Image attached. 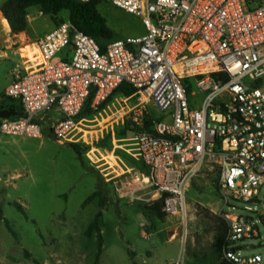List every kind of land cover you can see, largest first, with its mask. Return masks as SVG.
<instances>
[{"label":"built area","instance_id":"2783aa9c","mask_svg":"<svg viewBox=\"0 0 264 264\" xmlns=\"http://www.w3.org/2000/svg\"><path fill=\"white\" fill-rule=\"evenodd\" d=\"M100 1L142 19L146 35L101 46L66 22L31 43L40 62L22 55L4 92L21 102L26 117L1 121L0 135L42 139L49 130L59 143L80 145L87 128L80 116L90 99L96 111L128 84L136 93L122 103H139L116 117L136 125L134 151L143 168L136 180L118 181V191L128 190L121 198L163 199L167 218L186 228V194L196 178L215 170L227 224L224 259L264 264L238 247L248 240L264 246L256 220L264 191V0ZM69 49L68 61H55ZM151 103L166 116L148 132L144 110ZM235 204L254 208L241 214Z\"/></svg>","mask_w":264,"mask_h":264},{"label":"rangeland","instance_id":"374dc122","mask_svg":"<svg viewBox=\"0 0 264 264\" xmlns=\"http://www.w3.org/2000/svg\"><path fill=\"white\" fill-rule=\"evenodd\" d=\"M8 1L0 0V9ZM99 10L114 32L109 42L146 35L142 19L112 3L102 1ZM27 15V32L20 34L23 42L44 38L69 22L66 11L51 17L33 8ZM5 20L0 14V47L15 35ZM20 64L19 57L9 52L7 58L0 57V96ZM122 100L121 95L115 96L104 110L82 118L87 126L85 141L79 145L82 163L68 143L57 142L50 133L42 139L0 135V264H203L204 257L218 264L214 246L218 237L226 236L227 224L219 215L223 202L215 170L191 184L185 197L186 228L175 218L149 221L141 208L149 203L121 198L128 190L118 191V181L128 177L132 182L142 172L134 151L137 127L130 117L124 124L116 117L122 108L132 109L139 102L133 99L125 104ZM194 100L199 102L200 97ZM144 112L154 119L166 116L152 103ZM99 185L104 195L92 198ZM259 200L262 206L256 208V220L264 240V191ZM15 204L25 209L27 217ZM235 206L241 214L251 207ZM100 212L102 246L96 232L87 235ZM259 243H239L241 255L264 259V246ZM251 246L255 249H247Z\"/></svg>","mask_w":264,"mask_h":264},{"label":"trees","instance_id":"16d2710c","mask_svg":"<svg viewBox=\"0 0 264 264\" xmlns=\"http://www.w3.org/2000/svg\"><path fill=\"white\" fill-rule=\"evenodd\" d=\"M101 2L102 1L100 0H94L86 3L80 2L78 0H9L2 7L1 13L3 14L6 21L9 22L13 34L20 35L27 32L28 29L27 13L29 10L33 8H39L43 15L51 16V17H56L62 12L66 11L69 13V22L77 30L85 33L89 37L94 38L101 46H105L114 36V32L109 26V23L105 18V16L99 10V4ZM71 52H72L71 49L63 52L61 55L58 56L59 61L60 60L68 61L71 57ZM135 93H136V89H134L132 86L128 84H123L115 91V93L109 99V101L96 111L90 108V104L93 99L92 97L88 105L84 108L80 116V119L84 118V116H91L94 115L95 113L101 112L115 96L121 95L122 97H130ZM2 99L3 101L8 100V98H6L5 96H3ZM9 100L16 103V108L15 109L13 108L7 112H1V116L3 117V120H18L26 117L25 110L21 102L13 99H9ZM161 120L162 119H154L151 116H147L144 119L143 129L145 131L152 132L154 124L160 122ZM46 133H50L49 130H46ZM69 146L73 149L78 160L82 163L81 147L78 144H69ZM99 187L100 185L98 186L99 190L92 196V198H96L98 196L104 195ZM104 204L105 203L102 201L101 207H104ZM15 207L19 212L23 213L24 216L27 217L25 209L21 205L15 204ZM141 208L143 210L144 215L149 221L156 219L158 221L164 222L167 219V216L163 210L164 209L163 199L153 204H145ZM102 217H103L102 212H100L96 218V221L90 226L87 232L88 236L93 235L95 232L98 234L100 246H102V236H101V228H100ZM7 228L14 236H16L9 223H7ZM224 239L225 236H221L217 238L214 246V256H216L218 260V264H233L225 260L223 257ZM130 256L132 259L134 258L133 253H130ZM203 261H205V263L203 264H213L212 262L208 261L207 257H204Z\"/></svg>","mask_w":264,"mask_h":264},{"label":"crops","instance_id":"0c3cea01","mask_svg":"<svg viewBox=\"0 0 264 264\" xmlns=\"http://www.w3.org/2000/svg\"><path fill=\"white\" fill-rule=\"evenodd\" d=\"M1 9H0V14H2L1 13ZM21 37H22V35H19V36L18 35H13L12 37H9L8 44H5V42H2L1 43V47H0V57H6L7 58L8 57V52H9L14 57H19V59L21 61L20 66L18 65L17 68L14 69L11 72V75L13 77H14V73L17 70H19L20 68H22L23 60H22L21 56L23 55L24 58L26 59L27 56L30 58V55H32L31 52H33L34 49L32 48V46H30V44L31 43H36L37 41L43 39V38H40V37H32V38L28 39L26 42H23ZM30 59H28V60L26 59V60L28 62L34 60L33 58H30ZM13 81L14 80H12L11 83L8 86H10L13 83ZM4 91H3V94L0 96V122L3 120V117L1 116V112H7V111H9V110H11L13 108L14 109L16 108V103H14L13 101L9 100V98H8V100L3 101L2 98H3V96H5L4 95ZM48 116L50 118H52L53 120H58V119L61 118L60 115L57 112H51V113H49Z\"/></svg>","mask_w":264,"mask_h":264},{"label":"bare ground","instance_id":"6f19581e","mask_svg":"<svg viewBox=\"0 0 264 264\" xmlns=\"http://www.w3.org/2000/svg\"><path fill=\"white\" fill-rule=\"evenodd\" d=\"M5 25L8 26V22L5 20L4 21ZM32 48L34 49L33 52H31L32 55H30V58H33L34 60L30 61L34 64H38L40 62L39 58H38V49H37V46L36 45H33ZM28 56L26 57V59H30ZM31 60V59H30Z\"/></svg>","mask_w":264,"mask_h":264},{"label":"water","instance_id":"95a60500","mask_svg":"<svg viewBox=\"0 0 264 264\" xmlns=\"http://www.w3.org/2000/svg\"><path fill=\"white\" fill-rule=\"evenodd\" d=\"M259 246H261V244H259ZM253 249H255V246L250 247V250H253Z\"/></svg>","mask_w":264,"mask_h":264}]
</instances>
